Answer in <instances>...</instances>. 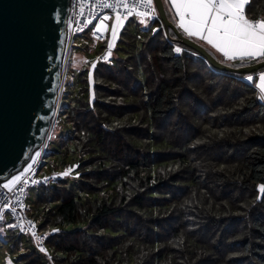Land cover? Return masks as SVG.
I'll return each mask as SVG.
<instances>
[{
  "label": "trees",
  "instance_id": "1",
  "mask_svg": "<svg viewBox=\"0 0 264 264\" xmlns=\"http://www.w3.org/2000/svg\"><path fill=\"white\" fill-rule=\"evenodd\" d=\"M246 15L264 18V0H250ZM130 19L138 26L123 28V55L107 62L100 52L66 80L57 121L68 130L51 169L71 165L74 179L37 186L28 213L49 254L29 234L33 247L17 264H264V102L255 77L214 68L174 42L173 30ZM206 48L228 65L252 64ZM70 221L86 226L60 228ZM25 234L13 226L12 245Z\"/></svg>",
  "mask_w": 264,
  "mask_h": 264
},
{
  "label": "water",
  "instance_id": "2",
  "mask_svg": "<svg viewBox=\"0 0 264 264\" xmlns=\"http://www.w3.org/2000/svg\"><path fill=\"white\" fill-rule=\"evenodd\" d=\"M69 3L0 0V184L46 146L54 128L64 87ZM154 3L165 32L175 33L173 41L195 50L214 68L251 73L264 67V60L240 67L223 63L180 32L164 0Z\"/></svg>",
  "mask_w": 264,
  "mask_h": 264
},
{
  "label": "built area",
  "instance_id": "3",
  "mask_svg": "<svg viewBox=\"0 0 264 264\" xmlns=\"http://www.w3.org/2000/svg\"><path fill=\"white\" fill-rule=\"evenodd\" d=\"M105 5H110L105 6ZM147 13V15H143ZM107 14H119L121 16L134 17L140 23L155 22L153 32L159 29H165V25L155 6L154 0L148 5L145 0H70L68 28H67V54L71 51L72 39L75 33L91 30L99 39H105L107 31L103 28L97 31L100 26L99 20ZM147 26V25H146ZM176 48L183 50L182 46L176 44ZM180 52V53H181ZM176 54L177 53L175 51ZM100 60L111 62V52L107 51L99 55ZM39 159L31 161L30 165L16 173L15 177L0 184V225L5 221V213L9 212L13 221V226L22 233H28L33 238L37 248L44 253L49 254L45 244L46 233L39 231L36 222L28 213L27 189L34 185H51L64 179L72 172V166L52 171L48 174L40 175L38 173ZM19 176L17 183L15 178ZM8 184L9 188L4 185Z\"/></svg>",
  "mask_w": 264,
  "mask_h": 264
},
{
  "label": "snow or ice",
  "instance_id": "4",
  "mask_svg": "<svg viewBox=\"0 0 264 264\" xmlns=\"http://www.w3.org/2000/svg\"><path fill=\"white\" fill-rule=\"evenodd\" d=\"M145 2L152 4V0ZM249 3L250 0H172L180 17L178 26L188 37L206 42L228 61L240 62L264 60V18L249 19L246 15ZM117 22L120 23L119 16ZM104 27L101 23L97 31ZM113 36L115 38V27ZM109 47L112 45L109 44ZM175 51L180 53L181 49L176 48ZM247 79L252 81L253 77L250 75ZM259 80V87L264 92V74L260 75ZM260 98L264 100V95ZM15 181L18 183L20 177L17 176ZM4 187L9 188V185L5 184ZM260 190L264 192V185ZM41 251L44 249L41 248Z\"/></svg>",
  "mask_w": 264,
  "mask_h": 264
},
{
  "label": "rangeland",
  "instance_id": "5",
  "mask_svg": "<svg viewBox=\"0 0 264 264\" xmlns=\"http://www.w3.org/2000/svg\"><path fill=\"white\" fill-rule=\"evenodd\" d=\"M120 18V23L117 22V17ZM104 17H108L104 19ZM102 17L99 20V25L103 23L105 25L104 29L107 31V41L100 42L95 39L93 36H88L87 32H79L74 34V38L72 39V47L69 55L67 54L66 61H65V78H64V87L66 86V80H70L73 76V79H77V71L79 68H82L84 65H87L88 60L97 59V55L100 52H111L112 57H117L123 55V51L117 49L120 45L119 38L121 36V32L123 28L130 22V27L132 31H136L137 24L134 21H131L130 17L128 16H121L119 14H107L106 16ZM136 20V19H135ZM137 21V20H136ZM138 22V21H137ZM140 26L145 27L148 23H140ZM115 27V38L113 36V28ZM94 35V32H92ZM95 36V35H94ZM96 37V36H95ZM97 38V37H96ZM109 44L112 47H109ZM99 57V55H98ZM248 73V75H251ZM63 87V89H64ZM68 130L67 124L64 122V119L61 117L56 119L54 124V128L51 131L49 140L47 141L46 146L36 152L32 156V160L39 159V171L40 175L48 174L52 171L53 161L59 162L61 161L62 154L56 153L54 150L58 149L59 146V139L61 135ZM44 152L47 154L45 155ZM39 153V155H37ZM41 154V156H40ZM44 154V156H43ZM43 156V158H42ZM67 159L71 162L73 166H75L77 162V157L74 153H70ZM68 181L71 182L74 177L67 176ZM38 191L37 185L30 186L27 189V205L29 211L31 213L32 206H33V199ZM86 226V222L79 221V222H66L60 228L66 230H74L78 228H83ZM13 229V221L11 219V215L9 212L5 213V221L3 224L0 225V264H17L16 256L23 251L27 247H33V244L29 241L30 235L25 234L22 237V242L19 245L13 246L9 235L11 234ZM35 245V243H34Z\"/></svg>",
  "mask_w": 264,
  "mask_h": 264
},
{
  "label": "crops",
  "instance_id": "6",
  "mask_svg": "<svg viewBox=\"0 0 264 264\" xmlns=\"http://www.w3.org/2000/svg\"><path fill=\"white\" fill-rule=\"evenodd\" d=\"M165 5H166L167 9L169 10V12L171 13V17L173 18L175 25L178 27V29L180 30V32H181L182 34L186 35V34L184 33V31L178 26V25H179V21H180V17H179V15L177 14L176 9H175V7H174L173 4H172V0H165ZM186 36H187V35H186ZM190 38H192V39H194L195 41L201 43L203 46L208 47L209 49L213 50L217 55H220L221 57H223L220 53L216 52V50L213 49V48H212L210 45H208L206 42L201 41L200 39H198V38H196V37H190ZM245 61H246L247 63H256V62H258V60H255V59H253V60H245ZM260 61H261V60H260ZM261 74H264V67H262L261 69H259V70L257 71V73H255V74H251V76L253 77V79H254V77H255V82H256V85H257V87H258V89H259V91H260V94H261V95H264V92H262L261 89H260V87H259V84H260L259 77H260ZM247 80H248V79H247Z\"/></svg>",
  "mask_w": 264,
  "mask_h": 264
},
{
  "label": "bare ground",
  "instance_id": "7",
  "mask_svg": "<svg viewBox=\"0 0 264 264\" xmlns=\"http://www.w3.org/2000/svg\"><path fill=\"white\" fill-rule=\"evenodd\" d=\"M66 57H67V55H66ZM66 57H65V60H66ZM34 155V154H33ZM32 155V156H33ZM32 158V157H31ZM29 159L26 163H25V165H24V167L23 168H26L27 166H29L30 165V163H31V161H32V159ZM22 168V169H23ZM19 172V171H18ZM17 172V173H18ZM15 175H16V173H14L13 175H11L7 180H5V181H8V180H11V179H13L14 177H15Z\"/></svg>",
  "mask_w": 264,
  "mask_h": 264
}]
</instances>
